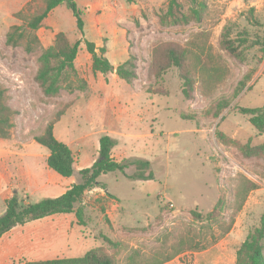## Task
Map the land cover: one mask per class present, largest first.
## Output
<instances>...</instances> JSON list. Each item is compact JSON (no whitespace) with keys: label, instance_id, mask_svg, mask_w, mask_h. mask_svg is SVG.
Returning a JSON list of instances; mask_svg holds the SVG:
<instances>
[{"label":"rangeland","instance_id":"obj_1","mask_svg":"<svg viewBox=\"0 0 264 264\" xmlns=\"http://www.w3.org/2000/svg\"><path fill=\"white\" fill-rule=\"evenodd\" d=\"M86 1L76 0L82 13ZM94 1L96 16L90 26V14L84 12V32L77 29L65 3L52 9L36 30L44 48L58 31L71 42L80 41L75 67L87 83L84 91L62 89L46 97L34 79L38 52L5 43L9 28L24 25L44 2L0 0V85L16 111L11 136L1 148L19 152L10 165L15 175L11 181L24 201L58 194L62 187L37 188L24 182L19 170V165L34 160L20 154L36 155L39 167H47L48 151L34 136L58 111L63 113L54 124V135L75 156L74 172L65 185L78 183L79 169L98 157L102 134L116 140L111 150L115 160L147 159L154 177L130 180L118 171L101 174L98 181L105 189L85 191L75 205L83 207V224L74 212L18 224L0 238V264L80 256L96 246L117 264H129L130 258L148 264L180 248L160 264H233L236 250L264 214V162L245 156L241 148L264 143V132L258 133L248 115L239 112L240 107L264 105V0H206L200 21L178 24L159 20L167 0ZM181 2L189 14V2ZM21 9L22 16H16ZM102 12L108 16L97 21ZM225 28L240 57L221 47ZM85 40L94 42L97 50L104 46L110 62L120 64L130 57L135 78L128 83L115 72H93ZM169 47L188 55L194 77L189 95L183 93L179 70L164 68ZM248 180L256 188L244 194ZM6 182L0 181V208ZM217 203L216 218L208 220L206 214ZM103 237L118 245H109Z\"/></svg>","mask_w":264,"mask_h":264},{"label":"trees","instance_id":"obj_2","mask_svg":"<svg viewBox=\"0 0 264 264\" xmlns=\"http://www.w3.org/2000/svg\"><path fill=\"white\" fill-rule=\"evenodd\" d=\"M32 1V0H31ZM133 2L134 0H126ZM189 2V14L183 11L181 0H167L165 11L160 15L159 20L162 24L184 23L189 20L200 21L201 13L206 7V0H187ZM44 6L39 12L33 13L27 18L24 25H12L5 34V43L10 46H22L26 53L38 52L34 79L40 87L42 93L46 97L56 96L62 89L72 92L74 90L84 91L87 88L86 81L81 78L75 67V59L78 53L80 41L71 42L66 34L58 31L54 35V40L48 47H42L39 37L36 34L44 18L49 12L61 3H65L67 8L72 12L75 19L76 27L79 31H83L82 11L78 8L75 0H43ZM26 3V5H28ZM252 12L253 9H250ZM23 9L16 13V16H22ZM85 48L91 55V68L93 72L107 74L115 72L117 77L125 82H131L135 78V66L133 61L127 58L124 62L113 66L108 58L104 55L106 49L104 46L97 50L94 42L85 40ZM262 50L264 51V32L261 38ZM221 47L233 56L240 57L239 49L235 45L234 40L229 38L228 29L225 28L222 34ZM167 63L164 68L176 67L180 72L183 80V93L189 95L194 77L192 67L188 63V55L185 50L176 47L166 49ZM251 74L245 75V81L250 78ZM243 86L244 81H240ZM227 103H223L222 107H226ZM239 112L248 115L250 124L258 133L264 132V105L257 108L240 107ZM16 113L7 102L6 90L0 85V138L8 139L14 126L13 115ZM63 111H58L56 115L49 120L43 130L34 136V141L44 146L48 155L46 158L47 166L63 177H69L74 172L75 156L71 148L64 142L56 138L53 132L54 124L60 119ZM116 145V140L107 134L99 137L98 157L88 167L79 169L78 173L80 181L72 184L62 194L53 197H45L37 202L24 201L14 193L5 199V210L0 214V238L3 234L18 224H23L29 220L40 219L45 216L54 214H67L74 212L77 222L83 224V207L80 203L85 191L94 187L101 186L98 177L108 172H120L130 180L153 179L154 173L151 170V163L143 158H126L121 161L115 160L111 156V150ZM242 152L245 156H255L262 158L264 162V143L258 145L244 144ZM133 167L131 173H127L126 169ZM256 188V184L247 181L242 189V193ZM110 194V193H107ZM206 214L208 220L216 218L217 207ZM233 218L224 228L227 232L232 225ZM104 241L109 245L116 246L117 242L112 241L108 237H103ZM181 251V248L175 254ZM174 254V255H175ZM170 257L155 259L148 264H160L169 260ZM129 264L136 263L131 258ZM22 264H117L115 258L108 254L102 246H96L83 255L73 257H61L52 259H41L33 261H25ZM233 264H264V214L261 216L259 226L248 232L246 238L241 242L236 250L235 262Z\"/></svg>","mask_w":264,"mask_h":264},{"label":"crops","instance_id":"obj_3","mask_svg":"<svg viewBox=\"0 0 264 264\" xmlns=\"http://www.w3.org/2000/svg\"><path fill=\"white\" fill-rule=\"evenodd\" d=\"M94 2H95L94 0H89V1L84 2V6H83L84 11L82 13V19L84 22L83 31H84V26L86 27L87 23H88L87 19L85 18V15L83 16L84 12H85V14L86 13L90 14V16L88 17L90 26H92L90 23V20L93 19L94 16H96V14H94V12L97 11L95 9V6L97 7V5L93 4ZM107 16H108L107 14L102 12L100 15H97L96 20L102 21V19H104ZM111 64L117 65L118 62H111ZM4 140H7V139L0 138V181H3V182L7 181V182H6V189L1 193V199H2L3 205H2V208H0V214H2L5 210V199L10 197L11 195L16 193V191H17V189L14 188L15 184L11 181L15 175L12 174L9 169H10L11 163H14L17 160V156H18L19 152L14 153V152H10L8 150L1 148V145H6ZM20 155H21L20 157L28 156V157L34 159L30 163H26V164L24 163L22 166L19 165V170H21V174H22L21 176L24 178L23 179L24 182H26V183L29 182L30 184H35L37 186V188H40V189L52 187V188H56V190H57V189L62 187L57 192L58 194H56L55 196L62 194L68 187L71 186V184H68V185L64 184V182L66 180L65 178H67V177H63L61 175H56V174L52 173V171H50V168L48 166L47 167H42V166L39 167L40 166L38 164L39 162L36 161L38 156L30 155V154H28V155L20 154ZM47 155H48V153H47ZM47 155L45 156V159L47 158ZM39 168H41V169H39ZM43 175H45L46 178H44ZM21 176H19V180L21 179L20 178ZM16 179H17V177H16ZM23 189L26 191L27 187L24 186ZM50 197H53V196H50Z\"/></svg>","mask_w":264,"mask_h":264}]
</instances>
